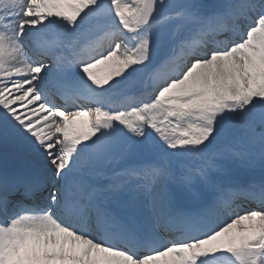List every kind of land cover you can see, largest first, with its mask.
<instances>
[{
    "label": "snow or ice",
    "instance_id": "1",
    "mask_svg": "<svg viewBox=\"0 0 264 264\" xmlns=\"http://www.w3.org/2000/svg\"><path fill=\"white\" fill-rule=\"evenodd\" d=\"M0 264H264V0H0Z\"/></svg>",
    "mask_w": 264,
    "mask_h": 264
},
{
    "label": "rangeland",
    "instance_id": "2",
    "mask_svg": "<svg viewBox=\"0 0 264 264\" xmlns=\"http://www.w3.org/2000/svg\"><path fill=\"white\" fill-rule=\"evenodd\" d=\"M201 2H203V3H211L212 0H201Z\"/></svg>",
    "mask_w": 264,
    "mask_h": 264
}]
</instances>
